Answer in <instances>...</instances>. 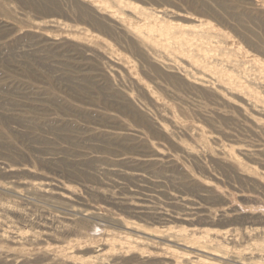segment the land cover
I'll return each instance as SVG.
<instances>
[{
  "label": "rangeland",
  "instance_id": "rangeland-1",
  "mask_svg": "<svg viewBox=\"0 0 264 264\" xmlns=\"http://www.w3.org/2000/svg\"><path fill=\"white\" fill-rule=\"evenodd\" d=\"M236 259L264 264V0H0V264Z\"/></svg>",
  "mask_w": 264,
  "mask_h": 264
},
{
  "label": "bare ground",
  "instance_id": "bare-ground-1",
  "mask_svg": "<svg viewBox=\"0 0 264 264\" xmlns=\"http://www.w3.org/2000/svg\"><path fill=\"white\" fill-rule=\"evenodd\" d=\"M45 191H46V190H45ZM203 251H206V250H203ZM207 252L212 253L211 251H208V250H207ZM236 260L239 261V262L245 263V264H250V263H248V262L241 261L240 259H236Z\"/></svg>",
  "mask_w": 264,
  "mask_h": 264
}]
</instances>
